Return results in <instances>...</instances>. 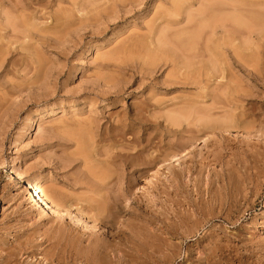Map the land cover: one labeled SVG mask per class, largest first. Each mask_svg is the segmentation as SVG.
<instances>
[{
  "label": "rangeland",
  "instance_id": "obj_1",
  "mask_svg": "<svg viewBox=\"0 0 264 264\" xmlns=\"http://www.w3.org/2000/svg\"><path fill=\"white\" fill-rule=\"evenodd\" d=\"M0 64V264L26 233L52 251L46 238L120 229L101 264H206L205 251L210 264H264V0H0ZM183 108L189 121L170 126ZM193 142L170 175L168 156ZM32 178L64 218L33 212Z\"/></svg>",
  "mask_w": 264,
  "mask_h": 264
},
{
  "label": "bare ground",
  "instance_id": "obj_2",
  "mask_svg": "<svg viewBox=\"0 0 264 264\" xmlns=\"http://www.w3.org/2000/svg\"><path fill=\"white\" fill-rule=\"evenodd\" d=\"M254 14L255 13H252L251 15L253 16ZM256 16H257V14L254 17H256ZM234 61H236V60H233V62ZM2 64H0V67L2 66ZM251 74H254V72L252 71ZM255 75H257V74H255ZM257 78H258V75H257ZM166 114H165V120L170 126L181 127L184 122L189 121V118L191 117L190 116L191 110L183 108V109L175 110L174 112L169 111ZM159 118H160V116L159 117L155 116V119H159ZM202 120H204V122L206 124L208 123V122H206V121H208L206 118L205 119L203 118ZM125 121H126V123H123L124 125H118L117 128L119 130L122 129V130L127 131V132L132 131L134 121H131L129 123H127L128 120H125ZM158 124L161 126L160 123H158ZM230 125L231 124H224L222 126L223 131L231 132L232 130H231ZM112 126L114 128L115 125H112ZM98 129H99V127H97L96 130H97V132H100L98 136H100L101 139L105 138L106 134L109 136V138H112L115 134L114 129H110L108 131V133L105 131L106 134L103 132V130L98 131ZM196 148H197V142H193L191 145H189L185 149L181 148V150L175 152V155L171 154L168 156V158L166 159V162H165L167 164H165L163 167L166 170H168L170 175L175 174V175H177V177L183 176L184 170L183 169L177 170L175 168V172H173L174 171L173 166H175L174 165L175 163H178L179 167L182 166V164L185 161H187L188 159L193 157V153L196 151ZM143 150L144 149H142V147L139 149L137 147V149L135 151L136 153L134 155L136 157L138 155L140 156L141 155L140 153ZM108 151L103 152L101 155L106 156L107 157L106 159H110L111 157L113 158V156H112L113 154L111 155V153H113V152H111V150L109 152ZM120 154L123 155L122 153H120ZM97 156L99 157L100 155H97ZM126 156H128V155H126ZM117 157H118V155H117ZM121 157H119V158L121 159ZM137 158L135 160H138ZM141 158H142V156H141ZM141 158H139V159H141ZM157 158L158 157H155V159H153V160L156 161V160H158ZM153 160H151V161L153 162ZM127 161L129 163L128 159H127ZM127 161H124V162L127 163ZM144 161L145 160L142 161L143 165H145L144 163L146 162V161L145 162ZM129 164L133 165L132 163H129ZM138 164H139V162L137 161V165L134 163V166L137 167V166H139ZM141 164L142 163H140V165ZM143 169L140 168L139 171H142ZM163 174L164 173H162L161 171H156L155 174L152 176V179L148 181V184L151 183L153 180H155L154 184H157L161 180V177ZM105 175L102 174L101 175L102 177L98 178L99 181L101 182V184L98 183L97 185L93 186L92 189L95 193L102 192L105 190L104 188L107 187V185L105 184V181H107L110 176L109 175L105 176ZM16 177L18 180L22 178V176L19 174H16ZM26 183H27L26 190H28V193L30 194V196L28 197L27 200L30 202H34V204L31 205V209L33 210V212L36 210H39L42 213H45V211H50L54 214L60 213V214H58V216H59L58 218H64L65 217V215L62 214L63 205L61 204V202H57L56 200H53L51 198H47V197L42 195L43 190H42V187L40 184V180L38 178L28 179V180H26ZM108 210L109 209L105 210V209L97 208V207L91 208V212L93 211V213H94L93 217L96 218L97 220H101L102 224H104V225L105 224L107 225V223H109V222L111 223V221H115V218H114L115 214L109 212L110 210L109 211ZM24 213L27 214L26 211ZM81 213H83V212H81ZM66 215H68V214H66ZM111 215H113L114 217H112V219L110 221ZM112 223H115V222H112ZM84 234L85 233H83L81 231L78 233L68 232L67 234L66 233L61 234V236H59V237L46 238V240H44V241H45V243L50 242V244H48V245H49V249H51L52 251H50V250L49 251H45V250L41 251V250H39V247L41 246V243H43V241L42 240H41V242L39 241L38 245L34 246L35 249L31 250L32 248H31V246H29V243H31L30 242L31 241V234L29 236L26 233L24 235H21L22 238L20 237V239H17V241H16L17 243L15 245L16 249L14 248L17 251L10 250V252H8L9 253L8 256L7 257L5 256L6 259H5L4 263L5 264H11V261L13 260V258L19 257L20 254H23V253L30 255L31 253L36 254V253H38V251H41V253H44L45 258L42 261H40L38 264H50L48 262H46V263L44 262L45 260L50 259V258L54 259L58 264H64V263H66V261H68V263L80 262L82 264L83 263L84 264H101L103 261H105L107 258H109L107 255L108 254L107 252L109 250L114 251V249L116 247L119 248V246L121 249L122 242H123V240H126V236L128 233L126 231H124L123 229L118 230L117 233L115 234V236H112V234L109 232H104L101 234H99V232H94L90 235L91 238H93L92 240H90V238L86 237ZM111 236L114 238L113 239L114 242H112V240L110 241V238H112ZM115 238H117V241H115ZM86 242H88V244L84 246V244ZM205 254H207V257L205 258V262H206V264H210L209 253L207 251H205ZM27 259H29V256H27ZM109 260H111V259H109ZM118 261L122 262L123 259L119 258ZM195 261H196V264H201V262H202L201 258L200 259L198 258ZM34 263H36V262H34ZM26 264H33V262L28 260L26 262ZM104 264H105V262H104ZM202 264H204V262H202Z\"/></svg>",
  "mask_w": 264,
  "mask_h": 264
}]
</instances>
